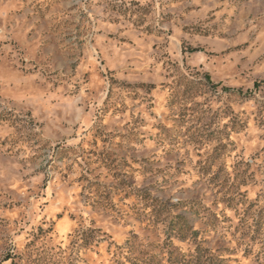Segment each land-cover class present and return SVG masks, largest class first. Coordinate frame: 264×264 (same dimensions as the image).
I'll use <instances>...</instances> for the list:
<instances>
[{
  "label": "rangeland",
  "instance_id": "1",
  "mask_svg": "<svg viewBox=\"0 0 264 264\" xmlns=\"http://www.w3.org/2000/svg\"><path fill=\"white\" fill-rule=\"evenodd\" d=\"M0 264H264V0H0Z\"/></svg>",
  "mask_w": 264,
  "mask_h": 264
}]
</instances>
